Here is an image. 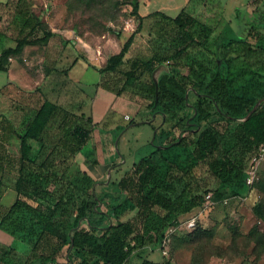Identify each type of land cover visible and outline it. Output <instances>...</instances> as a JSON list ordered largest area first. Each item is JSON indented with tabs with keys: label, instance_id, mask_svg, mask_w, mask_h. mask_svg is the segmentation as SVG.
I'll return each instance as SVG.
<instances>
[{
	"label": "trees",
	"instance_id": "obj_1",
	"mask_svg": "<svg viewBox=\"0 0 264 264\" xmlns=\"http://www.w3.org/2000/svg\"><path fill=\"white\" fill-rule=\"evenodd\" d=\"M117 2L118 5H132V14L139 22L121 50L110 56L105 66H93L102 74L100 84L121 95L127 85L144 71L148 72L151 78L148 92L153 97L148 103L149 109L152 113L167 114L182 106L192 108L191 115L183 116L177 122L180 130L189 134L173 139L168 137L165 147H158L142 157L118 180V193L91 195L90 210L109 220L106 227L93 223L84 225V216L79 215L68 234L56 232L51 220L60 196L48 185L62 178L59 171L46 161L36 167L29 166L22 152L13 182L17 199L1 217L0 228L17 236L19 223H14L15 215L23 210L36 213L39 232L35 239L32 241L29 233V236L21 237L30 247L25 264H130L133 256L142 258L146 248L161 244L175 220L200 206L210 190L218 197L238 195L246 185V155L264 141V101L245 118L257 100L233 92L240 78L252 72L257 74L258 67L264 66L261 59L264 33L251 39L232 27L224 28L216 38L217 60L213 63L209 58L200 57L198 50L210 42V26L185 8L175 16L155 11L151 15L158 16L155 24L161 23V26L151 38L150 52L127 57L146 17L139 13V0ZM19 7V14L23 12L24 16L34 17L28 8ZM259 24L261 20L256 18L250 22L254 28ZM37 25L39 23L30 26V31L18 38L15 47L2 50L0 70L5 69L9 56L20 53L28 44L45 43L52 36L51 31H45L41 37L29 38ZM196 25L201 26L198 35L193 31ZM160 66L164 67L157 71L156 88L153 73ZM156 90L159 94L157 104ZM211 116L218 118V122L198 130L201 121ZM88 135V131L76 125L72 140L65 143V148L70 153H77ZM191 146L193 151L188 160L167 155L164 158L167 167L162 171L159 153ZM198 163L206 165L207 177L201 178L197 174ZM2 178L3 174L0 183ZM138 264L172 262L168 258L160 261L147 258Z\"/></svg>",
	"mask_w": 264,
	"mask_h": 264
},
{
	"label": "rangeland",
	"instance_id": "obj_2",
	"mask_svg": "<svg viewBox=\"0 0 264 264\" xmlns=\"http://www.w3.org/2000/svg\"><path fill=\"white\" fill-rule=\"evenodd\" d=\"M4 1L6 0H0L1 23H4V17L10 18L15 13L19 14L18 10L11 12L4 9L2 5ZM10 1L7 0L6 4ZM117 1L119 0H20L17 4H34L35 8L31 13L41 20L30 35L31 38L42 36L51 26L69 30L81 44L82 42L87 44V48L90 49V60L98 63L118 52L136 30L139 22L132 14V5H118ZM183 1L153 0L151 4L155 8L165 7L164 12L175 16L180 9L173 8L172 4H184ZM191 6L196 7L193 13L200 22L212 29L210 42L198 50L200 57L209 58L213 63L217 60L216 35L224 28L232 27L251 39L264 33V0H192ZM255 18L261 20V24L256 28L250 26V22ZM157 19L158 16L155 15L145 18L144 26L136 34L127 57L140 52L144 54L150 52L151 38L158 33V27L161 26V23L155 24ZM200 30V25L193 28L196 35ZM10 36L8 42L13 43L16 35L12 33ZM31 55L36 56V50L32 51ZM261 59L264 62V54L261 55ZM23 61L27 62L24 56ZM180 71L186 72L185 69ZM257 72L240 78L233 92L255 101L264 96V66L258 67ZM95 76L96 73L88 74L90 83L86 85L74 84L73 79L57 83V87L52 90V96L60 105H57L54 116L41 136V153L34 160L26 158L29 166L34 167L46 161L51 168L58 170L62 177L48 185L58 197L60 196L56 212L51 218L53 228L59 234L70 233L74 219L79 215L84 216V225L93 223L106 227L109 220L103 219L100 213L90 210L93 200L91 195L99 196L104 192L118 193L117 182L120 177L154 150L152 143L154 127L149 123H139L150 116V112L146 110L137 114L136 120H140L138 123H133L131 117L126 119L129 121L123 120V130L111 132L112 147L109 150L102 147L107 140L101 135L102 127L95 119L79 112L89 100L94 99ZM149 98L150 101L153 100L150 95ZM192 113V108L182 106L175 112L167 113L165 117L163 115L165 119L162 120L161 117L159 121L162 122L158 127L157 142L165 146L168 137L173 139L178 135L187 136L189 132H182L177 122L183 116ZM217 120L218 118L211 116L201 121L197 129L209 127L217 123ZM76 125L88 131L89 135L81 150L73 154L65 148V143L72 140V130ZM192 151L193 146L176 147L172 148L170 153L167 151L159 153L162 171L167 167L164 161L167 155H178L182 160H188ZM109 161L112 164L107 165L103 171L102 168H90L93 174H101L96 179L80 168V164L84 162L91 165L101 162V165H104ZM196 171L201 178L208 176L204 163H198ZM32 175L36 176L35 173ZM3 176L7 182L11 184L14 182L15 173L9 172ZM209 192L212 193L211 202L207 203L204 200L191 212L180 215L168 228L161 244L146 248L147 251L142 258L133 256L130 264H138L141 259L147 258L156 261L168 258L172 264H264V164L260 168L255 184L251 187L245 185L238 195L218 197L213 190ZM15 216L14 223H19L20 235L14 236L7 232L13 237V242L0 243V264H25L26 258L30 255V247L28 244L25 245L26 241L21 237L30 234L29 237L33 241L39 232V226L36 225L39 220L35 212L23 210ZM31 230L34 232L30 233ZM23 244L28 247L24 249Z\"/></svg>",
	"mask_w": 264,
	"mask_h": 264
},
{
	"label": "crops",
	"instance_id": "obj_3",
	"mask_svg": "<svg viewBox=\"0 0 264 264\" xmlns=\"http://www.w3.org/2000/svg\"><path fill=\"white\" fill-rule=\"evenodd\" d=\"M152 1L139 0V13L142 16L147 17L155 11L165 10V7H153ZM17 2L11 0L6 4V0L2 2L4 3L2 5L4 9L11 12L20 10L19 6L28 8L29 11H33L35 8L34 4H17ZM183 2L184 4H172L173 8L180 9V11L185 8L194 15L193 10L196 7L191 6L192 0ZM195 17L197 18V16ZM40 21L35 16H24L23 12L22 14L15 13L10 18L4 17V23L0 22V53L4 48L15 47L18 38L26 35L30 31V26L40 24ZM46 31L52 32V36L47 42L26 45L20 53L9 56L8 63L4 65L5 69L0 70V178L2 174L17 171L22 152L25 158L31 160L37 158L41 153V136L54 116L57 105H60L52 96V90L57 87V83L73 79L74 84L86 85L90 83L88 74L92 73H96L94 99L89 100L79 112L81 115L84 114L88 118L95 119L102 127L103 134L101 135L107 139L102 147L108 150L112 147L111 132L123 130V120L129 121L126 120L125 115H129V119L131 117L133 123H138L140 120H136L137 114L145 110L150 112V116L139 123H149L154 127L153 151L158 147H165L157 142V138L159 137L158 127L162 122L159 121L161 117L162 120L165 119L166 113H152L148 107V103H150L148 88L151 80L148 72L144 71L138 79L126 86L121 95H117L100 84L102 74L93 67L94 65L105 66L111 55L98 63H93L90 60V49L87 48V44L85 42L81 44L69 30L65 31L59 27L51 26ZM12 33L16 36L14 42L9 43L8 40ZM37 37H41V35ZM35 50L37 55L32 56L31 53ZM23 56L27 62L23 61ZM38 72L39 75H37ZM104 125L107 126L104 127ZM101 162L92 165L84 162L80 164V168L96 179L101 174H93L91 167L102 168L103 171L107 165L112 164L109 161L101 165ZM16 199L17 191L13 183L7 182L3 176L0 183V219ZM12 242L13 237L0 228V243L12 244ZM23 247L25 249L28 246L23 244Z\"/></svg>",
	"mask_w": 264,
	"mask_h": 264
},
{
	"label": "built area",
	"instance_id": "obj_4",
	"mask_svg": "<svg viewBox=\"0 0 264 264\" xmlns=\"http://www.w3.org/2000/svg\"><path fill=\"white\" fill-rule=\"evenodd\" d=\"M129 118V115H126ZM264 164V141L255 145L246 155L244 161L245 184L253 186L258 179L260 168ZM212 201V193L208 192L205 196V202Z\"/></svg>",
	"mask_w": 264,
	"mask_h": 264
},
{
	"label": "water",
	"instance_id": "obj_5",
	"mask_svg": "<svg viewBox=\"0 0 264 264\" xmlns=\"http://www.w3.org/2000/svg\"><path fill=\"white\" fill-rule=\"evenodd\" d=\"M164 66H160L159 68H157V70L153 73V77H154V80H155V84H156V88L158 87L157 85V76H158V73L157 72L159 69L163 68ZM156 99H155V102L157 104L158 102V99H159V94H158V91L156 90ZM264 101V96L258 98V100L256 101V103L254 104V106L252 107L251 111L247 114V116L245 118L248 117V115H250L253 111H255L257 109V107Z\"/></svg>",
	"mask_w": 264,
	"mask_h": 264
}]
</instances>
